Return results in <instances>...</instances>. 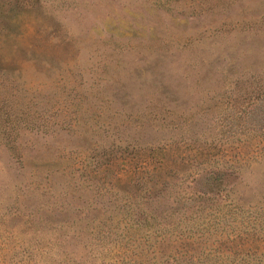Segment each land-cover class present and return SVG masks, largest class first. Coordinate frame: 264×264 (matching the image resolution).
Returning a JSON list of instances; mask_svg holds the SVG:
<instances>
[{
	"label": "rangeland",
	"instance_id": "374dc122",
	"mask_svg": "<svg viewBox=\"0 0 264 264\" xmlns=\"http://www.w3.org/2000/svg\"><path fill=\"white\" fill-rule=\"evenodd\" d=\"M263 194L264 0H0V264L252 260Z\"/></svg>",
	"mask_w": 264,
	"mask_h": 264
},
{
	"label": "trees",
	"instance_id": "16d2710c",
	"mask_svg": "<svg viewBox=\"0 0 264 264\" xmlns=\"http://www.w3.org/2000/svg\"><path fill=\"white\" fill-rule=\"evenodd\" d=\"M239 192V191H238ZM252 193H262L258 190H256L255 188L252 189ZM239 194L241 195V193L239 192ZM245 194L241 195V196H244ZM260 198H263L264 199V194L263 195H259L258 199ZM257 199V200H258ZM229 206H232L234 208H237V211L236 213H238V210L239 208L243 207L244 206V202H241L240 200L238 199H235L233 200V202L230 203ZM257 207H259L260 209H262L264 211V203L263 204H260L259 202H256V203H253V205H251V210H257ZM156 215H154L153 213H144V212H141L139 213V215H137L136 217H131V219L133 221H135L136 224L138 225H146V226H151L153 225V223L150 221V219H154ZM264 216V212L262 213L261 217ZM261 217L259 216H253L252 218L254 219H257L259 220ZM219 219L220 221H223L227 218V213L222 210L220 211L219 215H217L216 219ZM151 223V225H149ZM239 236V235H237ZM236 236V238H237ZM239 254L240 255H253L254 258L251 260V259H245V258H242V259H239L238 261H236V264H264V253H260V252H257V251H251L249 250V248H246L244 243L241 245V248L240 250H238Z\"/></svg>",
	"mask_w": 264,
	"mask_h": 264
}]
</instances>
